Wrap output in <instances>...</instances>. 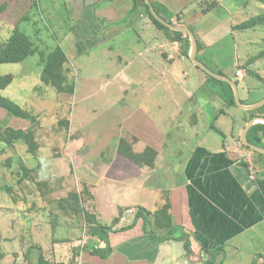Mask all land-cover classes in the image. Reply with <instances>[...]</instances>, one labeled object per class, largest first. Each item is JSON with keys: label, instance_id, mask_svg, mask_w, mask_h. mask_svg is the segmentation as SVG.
Listing matches in <instances>:
<instances>
[{"label": "rangeland", "instance_id": "1", "mask_svg": "<svg viewBox=\"0 0 264 264\" xmlns=\"http://www.w3.org/2000/svg\"><path fill=\"white\" fill-rule=\"evenodd\" d=\"M211 1L198 0L193 6L197 4L202 10ZM1 3L3 0H0ZM21 3L10 5L13 11L8 10L7 14L12 13L11 18H0V42L9 38L19 24L40 50L50 51L60 44L68 55L69 80L75 84V91L58 93L42 81L43 65L39 53L23 62L0 63V75L12 74L14 80L8 88L0 89V95L10 97L38 114L39 123L33 125L28 120L9 116L2 107L0 122L4 121L16 129L36 126L42 143L38 155L29 153L22 142L6 153H0V186L15 182L1 161L19 153L31 167L44 163L40 178H52L56 187L55 197L66 195L71 185L82 190L83 183L91 181V173L87 175V171L90 172L88 168H91L93 148H115L118 138L125 137L123 134L127 125L120 117V114L123 118L127 114L121 109L125 104H129L132 110L142 109L141 116H144L148 126L152 122L144 113L158 120L166 135L163 148L166 172L177 170L186 153L197 144L219 147L226 140L228 145H234L231 118L239 117L242 110L232 106L229 110L226 108L228 116L221 115L220 111L226 103L208 85H201L200 75L205 76L204 71L190 56L175 49L161 31L154 36L156 27L149 18L151 26L142 24L147 19L142 17L136 30L133 26L123 27L118 37L101 41L91 48V35L98 36L101 28L88 23L77 25L83 12L78 7L79 0H54L53 4L46 0H22ZM32 4L34 7L30 9ZM263 11L259 7H247L243 13L235 14L233 21L240 23ZM179 13L183 15L177 11L175 17ZM24 15L30 18L24 20L21 18ZM177 20H174L176 24ZM216 22L213 19L212 23ZM149 27L146 32L142 30ZM71 29L78 35L75 34L76 42L65 39ZM224 36L217 48L212 47L208 54L199 55V58L214 70L219 67L228 70L233 79L239 80L243 100L252 102L260 99L264 96V57L248 66L245 63L249 57L264 49V28L234 31ZM165 52L173 59H168ZM236 70H242V74L236 75ZM243 84L249 87L245 89ZM63 118L70 120V130L66 135L63 131L58 132L59 121ZM212 123L225 132L227 139L212 128ZM238 137L240 139V135ZM133 146L136 151L141 148L140 145ZM126 159L133 163L131 159ZM99 161L96 157L92 166H98ZM24 207V202L16 204L8 193L0 192V252L10 250L6 258L0 257V264L11 262V251L20 252L23 256L35 244L44 246L47 256L53 255L56 249L65 255L69 246V241L65 239L73 238L75 232L68 224H73L75 218L61 215L54 234L52 224L41 214L34 222V232L27 233L28 216L21 209ZM61 224L70 227L61 229ZM78 232L81 239L75 241L76 245L85 239L84 224H79ZM72 248L74 251L77 246L72 244ZM23 262L24 259L18 258L19 264Z\"/></svg>", "mask_w": 264, "mask_h": 264}, {"label": "crops", "instance_id": "2", "mask_svg": "<svg viewBox=\"0 0 264 264\" xmlns=\"http://www.w3.org/2000/svg\"><path fill=\"white\" fill-rule=\"evenodd\" d=\"M46 1L54 3V0ZM159 1L166 4L173 13H183H180L183 24L190 26L200 41L201 50L198 55L208 54L212 47L217 48L221 44L225 39L224 34L234 32L232 26L237 24L233 21L235 14L243 13L247 7L264 10V0H217L216 8L208 13L199 10L197 4L193 6L198 0ZM21 2L22 0H3L0 4V18H11L12 13L7 14L8 10L13 11L10 5L22 4ZM78 4L83 12L77 25L88 23L101 28L98 36L91 35V48L101 41L118 37L123 32V27L133 26L136 30L142 17L148 19L142 8L132 11L133 0H79ZM29 7L31 9L34 6L32 4ZM21 18L26 20L30 17L24 15ZM173 18L177 19L175 15ZM147 19L142 24L151 26ZM213 19L217 20L214 24ZM155 27L154 36L161 31L168 39L163 30L156 25ZM150 28L142 30L146 32ZM75 34L71 29L65 39L76 42ZM172 43L175 49L184 53L186 41ZM157 46L161 47L159 44ZM165 55L168 59H173L168 52ZM219 69L231 77L228 70L221 67ZM200 80L201 85L205 86L204 75H200ZM243 86L245 89L249 87L248 84ZM263 98L264 96L252 103ZM121 109L127 112L124 118L120 114L127 125L123 135L131 141L135 140V147L140 145L138 151L147 146L158 150L156 165L148 167L139 166L133 161L129 163L126 156L117 152L116 147L98 150L93 148L94 156L91 155V168H88L90 172L87 171V175L91 173L88 184L95 196L99 221L105 225H112L117 217L119 221L113 224V229L107 235H87L89 244L83 252H76L75 248L73 251L72 248V244L75 246V241L81 239L78 232L80 223L74 219L73 224H68L71 227L61 224V229L70 227L75 231L74 236L69 241V246L67 245L65 255L56 249L48 259L66 263L76 254L75 257L82 258L84 264H264V156L260 151L244 146L242 112L237 118L233 116L235 120L231 118L234 124V145H228L226 140L219 147L197 144L186 153L187 156L182 159L177 170L166 172L163 155L166 135L159 127L158 120L144 113L148 121L152 122L148 126L144 116H141L142 109L132 110L129 104ZM221 115L228 116L229 113ZM238 135L240 144L237 142ZM96 157L101 161L98 166H92ZM163 191L170 192L173 226H156L151 218L154 217L153 214L147 222L143 218L138 219V209L154 213L159 208ZM41 214L43 213H40V217ZM38 218L39 216L28 220L25 226L27 233L34 232V222ZM109 247L112 251L107 257L92 250ZM43 250L47 251L44 246ZM9 251L0 252V257L6 258ZM10 253L13 257L9 264H17L18 258L24 259L23 264H29L27 252L23 256L20 252ZM38 255L37 249L30 252L33 264H37Z\"/></svg>", "mask_w": 264, "mask_h": 264}, {"label": "trees", "instance_id": "3", "mask_svg": "<svg viewBox=\"0 0 264 264\" xmlns=\"http://www.w3.org/2000/svg\"><path fill=\"white\" fill-rule=\"evenodd\" d=\"M151 1L157 12L163 18L171 23H176L173 20L175 13H173V11H171V9L166 4L159 0ZM133 3L132 11L142 8L145 14L149 16L148 18L151 20V22L159 29L163 30L171 42L186 41V49L184 53H186L187 56H190L192 43L190 36L186 32L172 30L168 26L164 25L153 15L150 5L146 2V0H133ZM217 5V0L207 2L205 7L202 9V12L208 13L214 10ZM177 19L178 24H183L180 13L177 15ZM232 28L234 31L264 28V11L240 23L234 24ZM200 50L201 44L199 41V51ZM36 53L40 54V60L43 65V71L41 74L42 81L46 83V85L53 87L58 93H74L75 84L69 80V69L67 67L69 60L68 55L66 50L60 44L50 51L40 50L31 37L20 28L19 24H16V27L9 38L0 42V63L23 62ZM263 57L264 49H262L259 53L249 57L245 64L248 66ZM199 60L201 59L199 58ZM201 61L208 65L205 61ZM211 69L214 70L213 68ZM214 71L229 76L223 70L217 69ZM237 71L238 70L235 71L236 75ZM204 73L206 79L205 85H208L215 95L222 96V99L226 103V106L220 111L221 114L228 113L226 110L228 107H239L236 103L234 90L230 83L218 79L205 71ZM259 77L263 78L261 75H259ZM13 81L12 74L0 75V89L8 88L13 83ZM235 81L239 86L240 81ZM242 101L245 104H252V102H247L243 99ZM0 107L6 109L9 116H15L23 120H28L33 125L39 123L38 114H35L33 111L24 108L10 97L0 95ZM240 109L242 110L243 114L242 128H244L252 118L256 117L257 115L264 114V105L252 110H245L242 108ZM218 115L216 118H218ZM233 119L235 120V118ZM212 128L223 135L224 138H226L225 132L216 126L215 123H212ZM69 130L70 120L68 118L61 119L58 124V132L63 131L62 133H65L66 135ZM248 140L256 145H264V122H256L250 128L248 132ZM134 141L135 140L131 141L126 137L118 138L116 146L117 152L131 159L139 166L155 167L159 155L158 150L151 146H147L142 151H136L133 146ZM19 142H22L27 146V151L29 153L38 155L42 145L39 139L38 127L33 126L32 128L28 129H16L8 126L4 121L0 122V153H6L8 149L15 147ZM242 145L244 144L242 143ZM244 146L251 149L246 145ZM259 153L264 156L263 153ZM1 164L9 170V172L14 177L15 182L13 184H5L0 186V192L8 193L16 204L24 202L25 207L21 209L26 211L24 215L28 216L29 221L34 219V217H38L40 213H43V215L46 216L50 221V224H52V232L54 234L57 231L61 215L73 217L79 223L84 224L86 232L90 237H100L104 234L107 235L109 233L108 231L113 229V224H116L119 221L118 217L113 221L112 225H105L99 221L95 206V196L91 190V185L88 184V182L83 183L84 187L82 190H80L76 185H71L72 187L69 188L66 195L62 197H55L54 193L56 191V187L55 185L53 186L52 178H40L44 163L41 162L38 164V166L31 167L28 165L23 155L16 153L4 158L1 161ZM55 204H57V206H55ZM171 207L172 203L170 192L163 191L159 208L154 213L152 211L140 208L137 211V218H143L145 222H147L149 221L148 218L153 214L154 217L151 218H153L156 226L169 228L173 226V214L171 212ZM70 240L71 238L66 239V241ZM86 248L87 246L85 249ZM35 249L39 251L38 261L36 262L37 264H66L63 262H57L56 260H49L46 252L43 250V247L36 244L29 247L26 253L29 264H33V261L30 257V252ZM75 250L76 252L79 251L77 248H75ZM92 250L96 254L107 257L111 253L112 248H93Z\"/></svg>", "mask_w": 264, "mask_h": 264}, {"label": "water", "instance_id": "4", "mask_svg": "<svg viewBox=\"0 0 264 264\" xmlns=\"http://www.w3.org/2000/svg\"><path fill=\"white\" fill-rule=\"evenodd\" d=\"M146 2L150 5V9L151 12L153 13V15L159 20L161 21L164 25L168 26L170 29L172 30H176V31H183L186 32L191 39V53H190V57L192 59V61L198 66L200 67L202 70H204L205 72L209 73L210 75L227 81L228 83L231 84V86L233 87L234 90V95H235V100L237 105L245 110H252V109H256L258 107H261L264 105V98L256 103H252V104H245L242 101L241 95H240V90H239V86L236 83V81L231 78L230 76H227L225 74H221L218 73L214 70H212L208 65H206L205 63H203L201 60H199L198 58V53H199V41L198 38L196 36V33L194 32V30L188 26V25H180V24H176V23H171L168 20H166L165 18H163L156 10V8L153 6L152 1L151 0H146ZM262 121L264 122V116L260 115V116H256L254 118H252L245 126L243 133H242V141L244 142L245 145L250 146L252 148H254L255 150H258L262 153H264V147L260 146V145H256L252 142H250L248 140V132L250 130V128L256 123Z\"/></svg>", "mask_w": 264, "mask_h": 264}, {"label": "built area", "instance_id": "5", "mask_svg": "<svg viewBox=\"0 0 264 264\" xmlns=\"http://www.w3.org/2000/svg\"><path fill=\"white\" fill-rule=\"evenodd\" d=\"M238 75L242 74V70H238L237 71ZM132 212H135V209L131 210ZM87 232H86V228H85V233H84V240H80L79 243L75 246H77V248L79 249V252H83L85 250V247L89 244V240H87ZM66 264H84V261L82 258L80 257H75L74 259L70 260L69 262H66Z\"/></svg>", "mask_w": 264, "mask_h": 264}]
</instances>
